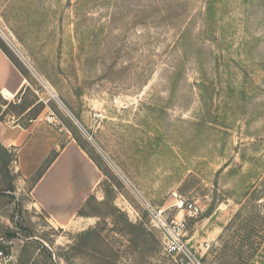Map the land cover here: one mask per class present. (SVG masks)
Listing matches in <instances>:
<instances>
[{
  "label": "rangeland",
  "instance_id": "obj_1",
  "mask_svg": "<svg viewBox=\"0 0 264 264\" xmlns=\"http://www.w3.org/2000/svg\"><path fill=\"white\" fill-rule=\"evenodd\" d=\"M0 43L26 82L0 120L53 116L101 176L60 228L0 160V237L22 264H181L147 203L186 219L202 264H264V0H0Z\"/></svg>",
  "mask_w": 264,
  "mask_h": 264
},
{
  "label": "crops",
  "instance_id": "obj_2",
  "mask_svg": "<svg viewBox=\"0 0 264 264\" xmlns=\"http://www.w3.org/2000/svg\"><path fill=\"white\" fill-rule=\"evenodd\" d=\"M25 83L0 48V95L7 92L14 98L25 89ZM0 146L14 154L18 192L27 196V209L45 213L54 227H71L82 219L80 213L95 195L101 176L98 166L72 136H64L63 130L47 118L31 120L27 125L9 120L0 122ZM54 153L56 157L33 183ZM9 240L13 258L7 264H22L14 248L15 240L20 239Z\"/></svg>",
  "mask_w": 264,
  "mask_h": 264
},
{
  "label": "built area",
  "instance_id": "obj_3",
  "mask_svg": "<svg viewBox=\"0 0 264 264\" xmlns=\"http://www.w3.org/2000/svg\"><path fill=\"white\" fill-rule=\"evenodd\" d=\"M50 123H56L53 116L48 118ZM151 221L163 235V243L168 255L179 259L181 264H202L190 250L187 240V221L186 219L177 220L172 215V211L154 207L150 203L145 204ZM178 213H184L187 217H196L202 212L201 208L194 202L182 197H176L175 204L170 208ZM12 241L6 237H0V264H7L12 260L9 252Z\"/></svg>",
  "mask_w": 264,
  "mask_h": 264
},
{
  "label": "trees",
  "instance_id": "obj_4",
  "mask_svg": "<svg viewBox=\"0 0 264 264\" xmlns=\"http://www.w3.org/2000/svg\"><path fill=\"white\" fill-rule=\"evenodd\" d=\"M0 48L3 50V52L9 57V55H8V53L6 52V50H5V48H4V46L0 43ZM10 58V57H9ZM10 60H11V58H10ZM12 61V60H11ZM29 109H26V108H24L23 109V112L22 113H31V111L32 110H30L29 112ZM28 114H26V115H28ZM37 118V117H36ZM36 118H33V119H31V120H35ZM0 122H2V120H0ZM78 142V141H77ZM78 144L81 146V148L86 152V150H85V148H84V146H82L79 142H78ZM0 152L2 153L1 155H0V160L3 162L2 164L3 165H5L6 167H8V165H9V163H10V160H12L13 159V157H14V154H12V153H9L6 149H4L2 146H0ZM87 153V152H86ZM88 154V153H87ZM56 155H57V153H54L53 155H52V157L46 162V164L43 166V168L39 171V173L37 174V176L33 179V183H35L41 176H42V174H43V172L45 171V169H46V167L53 161V159L56 157ZM89 155V154H88ZM90 157V156H89ZM94 162H95V160L92 158V157H90ZM0 161V162H1ZM95 164H96V162H95ZM97 165V164H96ZM98 166V165H97ZM99 168V167H98ZM82 214V212L80 213V215Z\"/></svg>",
  "mask_w": 264,
  "mask_h": 264
},
{
  "label": "bare ground",
  "instance_id": "obj_5",
  "mask_svg": "<svg viewBox=\"0 0 264 264\" xmlns=\"http://www.w3.org/2000/svg\"><path fill=\"white\" fill-rule=\"evenodd\" d=\"M6 98H12V95L8 94L7 92H4L3 94Z\"/></svg>",
  "mask_w": 264,
  "mask_h": 264
}]
</instances>
